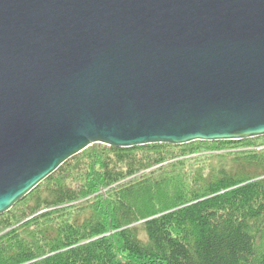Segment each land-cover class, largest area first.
I'll return each mask as SVG.
<instances>
[{
	"label": "water",
	"instance_id": "1",
	"mask_svg": "<svg viewBox=\"0 0 264 264\" xmlns=\"http://www.w3.org/2000/svg\"><path fill=\"white\" fill-rule=\"evenodd\" d=\"M264 136V0H0V215L96 143Z\"/></svg>",
	"mask_w": 264,
	"mask_h": 264
},
{
	"label": "trees",
	"instance_id": "2",
	"mask_svg": "<svg viewBox=\"0 0 264 264\" xmlns=\"http://www.w3.org/2000/svg\"><path fill=\"white\" fill-rule=\"evenodd\" d=\"M252 143H96L0 215V264H264V151L201 153Z\"/></svg>",
	"mask_w": 264,
	"mask_h": 264
},
{
	"label": "rangeland",
	"instance_id": "3",
	"mask_svg": "<svg viewBox=\"0 0 264 264\" xmlns=\"http://www.w3.org/2000/svg\"><path fill=\"white\" fill-rule=\"evenodd\" d=\"M253 139V143H252V146L251 145H239L238 147H233L232 145H229V146H222L221 148H216V149H206V150H202L201 153H205V154H202V155H205V157L207 158H210L211 156H214L218 153H224V152H232L234 149L238 150L240 148L244 149V148H255L257 150H263L264 151V137H256V138H252ZM254 144V145H253ZM170 145H173V144H170ZM172 147V146H170ZM195 155H198V154H195ZM210 156V157H209ZM194 157V156H192ZM202 156V158H205ZM174 159H177V158H174ZM15 207V206H14ZM22 208H24V204H19L13 212H15V210H21ZM13 210V208L11 209ZM7 213V212H6ZM16 213H12L11 215H15ZM16 217H20V216H17Z\"/></svg>",
	"mask_w": 264,
	"mask_h": 264
}]
</instances>
